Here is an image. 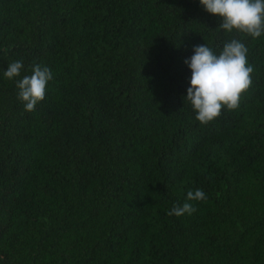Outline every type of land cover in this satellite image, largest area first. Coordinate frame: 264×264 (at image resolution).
Returning a JSON list of instances; mask_svg holds the SVG:
<instances>
[{
  "label": "trees",
  "instance_id": "16d2710c",
  "mask_svg": "<svg viewBox=\"0 0 264 264\" xmlns=\"http://www.w3.org/2000/svg\"><path fill=\"white\" fill-rule=\"evenodd\" d=\"M219 24L198 0H0V264H264V37ZM234 38L252 83L201 125L184 60ZM14 60L52 73L31 112Z\"/></svg>",
  "mask_w": 264,
  "mask_h": 264
},
{
  "label": "clouds",
  "instance_id": "9594fccd",
  "mask_svg": "<svg viewBox=\"0 0 264 264\" xmlns=\"http://www.w3.org/2000/svg\"><path fill=\"white\" fill-rule=\"evenodd\" d=\"M208 14L220 19L219 29L225 33H241L252 39L264 37V0H198ZM248 48L240 39H231L217 53L207 44L194 46L192 55L184 60L190 78L183 104L187 103L201 125L214 121L223 109L239 107L241 95L252 83L253 66L247 59ZM22 60L7 64L2 76L15 81L17 98L27 112L45 97L52 73L47 66L36 64L30 75L20 76ZM20 77L19 79H16ZM202 189L189 190L186 202L173 205L169 216L191 215L196 209L190 201L205 200Z\"/></svg>",
  "mask_w": 264,
  "mask_h": 264
}]
</instances>
